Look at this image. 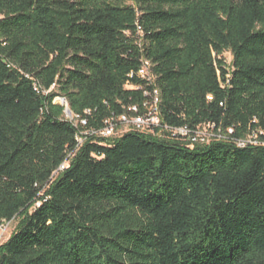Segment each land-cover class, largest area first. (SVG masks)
Wrapping results in <instances>:
<instances>
[{
    "label": "trees",
    "instance_id": "trees-1",
    "mask_svg": "<svg viewBox=\"0 0 264 264\" xmlns=\"http://www.w3.org/2000/svg\"><path fill=\"white\" fill-rule=\"evenodd\" d=\"M263 142L264 0H0V264H264Z\"/></svg>",
    "mask_w": 264,
    "mask_h": 264
},
{
    "label": "built area",
    "instance_id": "built-area-1",
    "mask_svg": "<svg viewBox=\"0 0 264 264\" xmlns=\"http://www.w3.org/2000/svg\"><path fill=\"white\" fill-rule=\"evenodd\" d=\"M150 68H151L150 63L148 61H144L139 72H138V76L141 79H146V80L150 81L152 78L151 73H150ZM62 101H64V100H62ZM158 102H159L158 92L154 91V93H153V104L150 107V110L146 115L134 116V117H130V118L123 115L117 119H109L105 122L104 129L101 130L100 132H97L94 134H97L103 138H109V137H112L113 135L116 134V128L119 126L124 128L125 132L129 129H133V130H137V131H146L147 130V131L152 132L153 129L161 127L159 118L157 116V111H156ZM65 110H66V108H65ZM131 112H136V108H132ZM65 113L66 112L64 111V114ZM82 124H85V123L82 122ZM204 128L210 129L211 132L214 134L213 136L219 137V133L218 134L214 133L213 127H210V126H205L202 128L199 127L192 134H190V132L184 128L173 129V128L164 127V130L169 132L173 138H177V137L184 138V139L187 138V140L190 141L191 143H205L206 138H205V136H203L204 133L202 132V130ZM77 141L79 144H81L83 142L81 138H79ZM247 144H257V142L255 140H250V141H246V142H244V141H238L237 142V145L239 147L245 146ZM262 145H264V142L262 143ZM66 165H67V162L62 164L59 167V171L64 170Z\"/></svg>",
    "mask_w": 264,
    "mask_h": 264
},
{
    "label": "rangeland",
    "instance_id": "rangeland-1",
    "mask_svg": "<svg viewBox=\"0 0 264 264\" xmlns=\"http://www.w3.org/2000/svg\"><path fill=\"white\" fill-rule=\"evenodd\" d=\"M224 61L226 63L227 66H230L231 62H232V56L230 55V53L226 52L223 55ZM55 103L63 105L66 107V109H68L67 104L62 101L61 98H58L55 100ZM64 118L73 121V116L70 115L68 116L66 113L64 114ZM74 123L76 124V121H74ZM125 132L124 128H120L117 130L116 132V136H121L123 133ZM202 132L204 133L203 136H205L206 140L205 143H209L213 140H221L222 138H224L221 134H219V137H215L213 136L214 134L211 132L210 129L208 128H204L202 130ZM218 134V133H217ZM252 139H248L247 141H250ZM17 219L8 223H4L1 227H0V245H2L4 242H6L10 235L15 231V228L17 226Z\"/></svg>",
    "mask_w": 264,
    "mask_h": 264
},
{
    "label": "water",
    "instance_id": "water-1",
    "mask_svg": "<svg viewBox=\"0 0 264 264\" xmlns=\"http://www.w3.org/2000/svg\"><path fill=\"white\" fill-rule=\"evenodd\" d=\"M65 112H66V114H67L68 116H70V115H71V112H70V110H69V109H66V110H65Z\"/></svg>",
    "mask_w": 264,
    "mask_h": 264
}]
</instances>
